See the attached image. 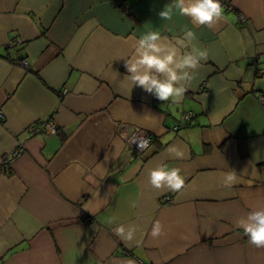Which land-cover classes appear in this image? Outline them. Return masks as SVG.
Returning a JSON list of instances; mask_svg holds the SVG:
<instances>
[{"label": "crops", "instance_id": "0c3cea01", "mask_svg": "<svg viewBox=\"0 0 264 264\" xmlns=\"http://www.w3.org/2000/svg\"><path fill=\"white\" fill-rule=\"evenodd\" d=\"M172 3L0 0V158L24 148L0 166V264H264L237 225L264 207V0H220L212 27L178 10L162 20ZM185 29L208 59L184 99L132 86L125 58L137 40L159 31L175 42ZM186 111L189 123L173 129ZM47 120L56 133L27 130ZM123 124L152 146L126 160ZM160 165L181 170L180 191L151 186ZM230 170L241 182L225 187ZM120 225L137 226L133 241L115 234Z\"/></svg>", "mask_w": 264, "mask_h": 264}, {"label": "clouds", "instance_id": "9594fccd", "mask_svg": "<svg viewBox=\"0 0 264 264\" xmlns=\"http://www.w3.org/2000/svg\"><path fill=\"white\" fill-rule=\"evenodd\" d=\"M174 10L190 18L194 25L208 27H212L223 15L220 0H173L172 4L165 5L159 12V17L171 20ZM195 41L196 34L190 29H185L182 37L176 38L175 42L162 37L159 31L143 34L136 42L134 54L125 58L128 73L125 77L131 81L132 86L140 87L157 100L179 104L188 91L186 85L194 79V73L201 62L208 59V51L199 47ZM147 143L145 140L139 147L145 148ZM169 152L176 158H184L185 155L174 146L169 148ZM77 170L83 171L79 165ZM149 182L158 190L180 191L185 185V178L179 168L160 165L150 170ZM240 182V177L233 170L223 174L225 187ZM237 225L243 229L249 244L258 249L264 248V207L249 211L237 221ZM136 231V225H129L127 228L120 225L115 228V234L125 243L134 240ZM163 234V225L155 221L151 237L158 238Z\"/></svg>", "mask_w": 264, "mask_h": 264}, {"label": "built area", "instance_id": "2783aa9c", "mask_svg": "<svg viewBox=\"0 0 264 264\" xmlns=\"http://www.w3.org/2000/svg\"><path fill=\"white\" fill-rule=\"evenodd\" d=\"M122 10L124 14H128L129 13L128 5L123 3ZM237 19L240 22L245 21L243 15H238ZM13 43L14 41L10 42V45ZM24 64L26 65V62H24ZM203 85L205 84L203 83ZM2 115L3 112L0 109V119L2 118ZM193 116L194 114L191 111L184 112L179 118V121L173 127V129H179L185 126L186 124L189 123V121ZM27 130L31 133V135H36L38 133H44V132L54 134L58 131V127L56 123L52 120L36 121L30 124L27 127ZM120 132L125 141L124 158L126 160L140 156L144 151H146L152 146L153 139L151 135L143 129L137 127H130L129 125L123 124L120 128ZM145 140L148 142L147 146L145 148H140L139 145L143 143ZM23 149L24 148L22 144H17L13 149L5 152L0 158V166L9 167L21 155ZM162 202L171 203L173 202V199L171 198L170 195H166L162 198Z\"/></svg>", "mask_w": 264, "mask_h": 264}]
</instances>
